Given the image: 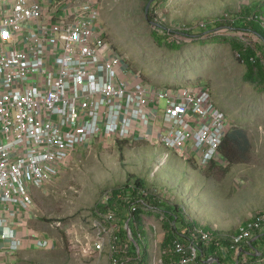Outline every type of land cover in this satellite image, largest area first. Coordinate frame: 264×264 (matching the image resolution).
Returning a JSON list of instances; mask_svg holds the SVG:
<instances>
[{"label": "built area", "instance_id": "2783aa9c", "mask_svg": "<svg viewBox=\"0 0 264 264\" xmlns=\"http://www.w3.org/2000/svg\"><path fill=\"white\" fill-rule=\"evenodd\" d=\"M55 1L47 9L45 0H0V254L7 257L0 264H11L23 247L17 233L20 219L39 212L33 189L48 195L49 184L70 169L78 150L100 141L139 140L195 160L201 169L224 161L221 150L230 123L210 88H161L144 81L99 25V0L78 5L76 13L71 0ZM139 192L149 195L145 189ZM111 196L107 193L104 203ZM142 208L157 210L144 203ZM119 213H99L96 235L81 232L71 239V231L66 232L72 256L84 260L100 255L111 241V261H126L128 245L119 248ZM50 226L63 227L61 222ZM263 229L264 210L228 237L235 264H262L240 247ZM192 237L194 242L186 246L175 243L177 264H202L195 243L200 238L208 245L213 237L199 230ZM33 241L43 250L54 244L41 235ZM229 249L222 248L226 258ZM157 262L165 264L163 257ZM217 263L215 256L207 262Z\"/></svg>", "mask_w": 264, "mask_h": 264}, {"label": "rangeland", "instance_id": "374dc122", "mask_svg": "<svg viewBox=\"0 0 264 264\" xmlns=\"http://www.w3.org/2000/svg\"><path fill=\"white\" fill-rule=\"evenodd\" d=\"M90 1L71 0L70 5L76 13L78 5ZM150 1L99 0V25L144 81L161 88H211L230 123L229 145L223 153L230 166L222 162L219 169H201L195 160L146 142L100 141L78 150L70 169L49 184L48 195L33 189L42 223H62V228L50 230L67 252L66 232L71 231V239L81 232L96 235L99 213L105 212L99 205L105 204L107 193L137 182L159 201L185 207L189 221L201 227L208 224L228 237L247 220L248 209L264 210V93L258 80L245 81L246 68L232 47L237 42L243 49L261 48L258 38L242 30L236 19L244 7L262 6L264 16V0H156L147 12ZM222 21L235 26H223ZM215 22L222 25L214 26ZM165 106L163 101L160 113ZM217 179L225 180L224 188ZM112 210L120 208L116 204ZM163 218L159 210L145 217L150 234L156 233L152 264L163 253ZM260 251L264 253V247Z\"/></svg>", "mask_w": 264, "mask_h": 264}, {"label": "trees", "instance_id": "16d2710c", "mask_svg": "<svg viewBox=\"0 0 264 264\" xmlns=\"http://www.w3.org/2000/svg\"><path fill=\"white\" fill-rule=\"evenodd\" d=\"M261 7L262 6H259L257 10H254L251 7H244L239 11L237 19L235 18L242 30H245L247 33L258 38V41H260L261 44V48L255 47V45H250L249 47L243 49L237 42H233L232 47L234 51L239 53V58L246 68V72L244 74L245 81L255 82L256 80H258L259 90L264 93V68L261 65L262 61L264 63V16ZM147 19L151 22L153 21V18L150 15H148ZM222 22L223 26H225V24H228L232 28H234L235 26L234 23H230L227 21ZM221 25L222 24L220 22L214 23V26L217 27ZM259 51L261 52V54L259 53ZM229 140L230 138L227 135L221 153H224V151L227 150ZM124 143L126 142H119V144ZM134 187L135 188H131V186L127 185L123 188L114 189L112 191L113 196L110 197L108 203L105 202L104 205H99L100 209L102 208L101 210L105 211L112 210L116 204L120 208V213L118 214V217H120V231L118 232V236L122 243L119 245V248L124 250L123 245L127 244L128 249L126 250V253H124V256L126 257L124 260L126 261H119L117 264H126L129 262V260H131L132 262H129L130 264H150L151 255L150 251L148 250L146 239V223L143 218V216L150 213V211L144 210L142 208L143 203L145 205L156 208L163 214V228L165 234L161 248L163 251V262L165 264H177L179 257L178 255L173 253L175 251V243L179 242L186 246V244L194 242L192 236L196 232V230L208 233L213 237L212 241L208 245L206 243L204 244L200 240V238L195 243L197 248H199L200 250L199 259L202 264H207L211 256H215L216 258H218L219 264H225L224 261H234L235 253L233 252V250L229 249L230 242L228 236L224 235L220 231H213L208 226L201 227L199 226L197 221H189L186 217L187 210L185 207H182L178 204L171 205L169 202L159 201L152 195L144 196L139 192V189H145L142 182H137ZM129 190L131 192L128 195ZM121 195L125 197V200H121L119 198ZM127 197H130V200H128ZM133 205L136 206V211L131 210ZM121 210L123 211L121 212ZM246 224L247 222L244 225ZM182 229H184L183 232H181ZM257 235L258 241H256L257 239H255L250 244L243 243L241 244L240 248L242 249V252H244L245 250H248L249 247H251L254 252L260 254L259 257L255 258L264 260V253H261L260 251V249L264 247V238L260 236L259 233ZM136 241L143 242L146 253L138 255L140 243H137ZM224 246L229 249L228 260H225L222 254V248H224ZM251 255L254 256L255 253Z\"/></svg>", "mask_w": 264, "mask_h": 264}, {"label": "crops", "instance_id": "0c3cea01", "mask_svg": "<svg viewBox=\"0 0 264 264\" xmlns=\"http://www.w3.org/2000/svg\"><path fill=\"white\" fill-rule=\"evenodd\" d=\"M53 1L54 0H45L44 6L47 9L55 7V4L53 3ZM55 3H56V1H55ZM203 88H209V87H203ZM212 93H213V97H214L216 104L219 106L220 102H218L217 96H214L215 94L213 91H212ZM138 142L141 143V142H145V141L137 140V143ZM154 146H158V145L155 144ZM223 157H224L223 162L226 161L229 164V161L227 160L229 158L225 157V155ZM221 163L212 164L210 167L215 166L217 169H219L218 165H220ZM235 166L236 165H233V167H235ZM210 167H208V168H210ZM222 169H220V170H222ZM224 170H227V169H224ZM217 180H215V181L217 183H219V185H221L222 188H224L225 180H223L222 182L219 179H217ZM36 200H37V196H36ZM229 202H230V200H229ZM256 210L257 209L255 207L247 210V212H246L247 218H245L247 220L245 222H242L239 224V226L235 229V234L237 233L238 229L242 225H244L246 222H248L249 220H251L254 217V215L258 212ZM122 211L123 210H121V212ZM260 211H262V210H260ZM118 212H120V211H118ZM248 214H250L249 217H248ZM145 217H146V215L143 216L144 221H145ZM20 220H21V222H19V223L21 224V227L18 229L17 233H18V236L20 238H22V240H23V247H22L21 251H19L16 255H14V257H12L13 260H12L11 264H111L110 263L111 262L110 244L112 243L111 241L106 244L105 250L100 255L97 254V255L93 256L92 258L80 260V259L73 257L69 250L67 252L66 247L58 240L56 235H54L55 232L50 230L49 225L42 223L40 216H39V212H37V214L34 213V214H29L27 216H24ZM119 221H120V217H119ZM127 226H128V223H127ZM206 226L210 227L213 231H217V229H215L214 227H212L208 224H206ZM146 231H147V238L146 239H147V244H148V250L150 251V255H151V258H150V263H151L152 262V254H151L152 239L154 240L156 233L150 234V232L148 231L147 225H146ZM183 231H184V229L181 230V232H183ZM222 233L225 235V233L223 231H222ZM164 234H165V231H164ZM259 234H260V236H262L264 238V229ZM37 235L38 236L41 235L43 237L51 238L52 242L54 243L53 247L49 251H41L40 249H37L35 247V244L33 241V237H35ZM232 235H234V234H232ZM257 236L254 238V240L257 239L256 241H258ZM136 242L140 243V247L138 246L139 247L138 252H140V254H138V255L146 253L145 247L142 246V244H141L143 242H139V241H136ZM161 242H163V240ZM0 245L3 246V243H0ZM157 246H158V244H157ZM108 250H109V252H108ZM243 253L246 254L247 257L253 259L254 261L259 259V258H255V257L260 256V254L254 252V250L251 247H249L248 250H245ZM247 253H250V254L255 253V255L252 256V255H248ZM107 256L109 257L110 262H109ZM224 259L228 260L229 257L228 258L224 257ZM4 260L7 261V257L3 253H1L0 254V263L4 262ZM112 263L114 264L113 261H112ZM224 263L225 264H235L234 261L233 262L224 261ZM217 264H219V263H217Z\"/></svg>", "mask_w": 264, "mask_h": 264}, {"label": "water", "instance_id": "95a60500", "mask_svg": "<svg viewBox=\"0 0 264 264\" xmlns=\"http://www.w3.org/2000/svg\"><path fill=\"white\" fill-rule=\"evenodd\" d=\"M154 1H156V0H151V1H150L149 6H148V8H147V12L149 11V8H150L151 4H152ZM247 254H248V255H251L250 253H247Z\"/></svg>", "mask_w": 264, "mask_h": 264}]
</instances>
